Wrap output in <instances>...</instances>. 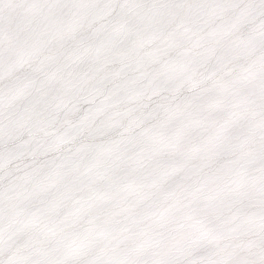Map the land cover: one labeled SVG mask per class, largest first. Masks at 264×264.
I'll return each mask as SVG.
<instances>
[{
  "label": "snow or ice",
  "instance_id": "obj_1",
  "mask_svg": "<svg viewBox=\"0 0 264 264\" xmlns=\"http://www.w3.org/2000/svg\"><path fill=\"white\" fill-rule=\"evenodd\" d=\"M0 264H264V0H0Z\"/></svg>",
  "mask_w": 264,
  "mask_h": 264
}]
</instances>
